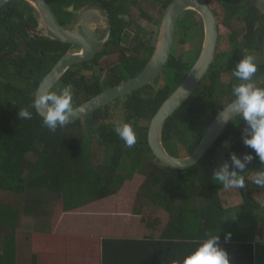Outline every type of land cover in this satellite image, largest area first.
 Segmentation results:
<instances>
[{
	"label": "trees",
	"instance_id": "16d2710c",
	"mask_svg": "<svg viewBox=\"0 0 264 264\" xmlns=\"http://www.w3.org/2000/svg\"><path fill=\"white\" fill-rule=\"evenodd\" d=\"M46 1L60 19L69 16L63 9L74 2L99 5L110 13L115 23L113 36L124 31L119 14H130L128 0ZM154 1L155 10L161 16L174 0ZM203 1L217 16L220 40L222 30L228 32V49L221 50L219 42L208 74L164 126L163 144L177 157L192 155L210 123L236 100L232 89L245 82L233 73L243 57H258L264 53V12L259 0H216L223 10L220 13L210 1ZM33 11L24 0H13L0 8V51L5 52L0 59V226H21L24 218L35 217L43 222L50 219L51 226L63 221L86 224L96 218L110 223L122 215L123 224H115V221L111 225L99 224L119 227L133 224V218L150 224L148 221L161 213L169 216L171 225H202L211 221L215 225L235 224L256 229L264 222V208L259 201L264 198V186L254 183L256 173L264 171V162L244 143L246 138H251V129L246 130L249 124L242 114L230 122L197 164L185 170L161 164L149 145L152 119L184 81L200 55L201 49L179 51L180 46L196 38L203 42L204 25L198 14L188 11L180 18L169 62L152 84L52 132L43 126V117L31 104L41 81L66 54L68 46L45 37H28L26 26L36 23ZM142 17L152 21L156 30L150 40L139 35L134 53L124 58L126 70L133 77L152 56L161 25V21L146 12ZM233 21L242 23L243 30ZM71 72L63 77L52 94H59L64 86L71 85L73 109L105 89L99 79L78 73L76 75L81 77L76 78ZM225 74L232 79L224 82ZM254 77L261 80L264 87V64L257 66ZM160 80L164 81L162 86L157 84ZM24 108L31 112V119L19 117L20 109ZM118 108L123 112L122 118L114 125L110 122ZM128 122L132 123L136 134L132 147L115 132L117 126ZM85 131L89 137L85 136ZM233 155L245 164L243 170L235 167ZM248 155L252 156L250 162L245 160ZM225 165L229 172L235 171L244 177V187L238 188L241 204L235 209L224 207V187L214 175ZM130 200L129 206L125 203L121 207L114 206ZM99 213L103 215L97 216ZM64 214L69 216L68 220L63 218Z\"/></svg>",
	"mask_w": 264,
	"mask_h": 264
},
{
	"label": "crops",
	"instance_id": "0c3cea01",
	"mask_svg": "<svg viewBox=\"0 0 264 264\" xmlns=\"http://www.w3.org/2000/svg\"><path fill=\"white\" fill-rule=\"evenodd\" d=\"M222 201L225 208L235 209L241 204L239 189L224 188ZM161 215L150 224L119 227L72 221L51 226L50 219L44 223L39 217L30 224L22 220L21 226H0V264H183L209 233L219 235L232 264H264L263 224L256 229L211 221L171 225L169 216ZM226 233H231L228 242Z\"/></svg>",
	"mask_w": 264,
	"mask_h": 264
},
{
	"label": "water",
	"instance_id": "95a60500",
	"mask_svg": "<svg viewBox=\"0 0 264 264\" xmlns=\"http://www.w3.org/2000/svg\"><path fill=\"white\" fill-rule=\"evenodd\" d=\"M11 1L13 0H0V8ZM24 1L30 3L41 17L40 28L31 30L32 32L53 41L77 44L82 48V52L79 54L73 51L66 53L43 78L36 92V99H38L41 95H51L73 65L94 58L99 49L109 40L111 24L108 15L103 17L99 11L89 14L93 15L92 20L103 23V25H100L103 27L106 24L109 29L107 39L100 41L95 30L89 27L90 20L87 19L89 15L86 16L79 12L83 22L76 28V32L71 33L60 24L56 13L46 0ZM188 11L198 14L203 21L204 36L201 52L184 81L172 92L152 119L148 139L153 154L164 166L185 170L197 164L218 141L230 122L242 114L233 108L236 100L226 106L210 123L197 150L190 156H173L163 144V130L166 122L202 83L218 53L220 42L218 19L211 7L203 0H174L163 15L158 40L146 68L131 81L105 90L73 109V113L69 116L66 124L75 123L117 99L126 97L152 84L162 74L169 62L175 44L178 22L182 15ZM3 56L5 54L1 53L0 59ZM37 112L41 117L45 115L44 108H37Z\"/></svg>",
	"mask_w": 264,
	"mask_h": 264
},
{
	"label": "clouds",
	"instance_id": "9594fccd",
	"mask_svg": "<svg viewBox=\"0 0 264 264\" xmlns=\"http://www.w3.org/2000/svg\"><path fill=\"white\" fill-rule=\"evenodd\" d=\"M256 72L255 57L253 55L243 57L233 75L245 83L235 85L232 89L233 95L236 97L233 108L242 113L251 129V138H246L244 143L253 148L260 160L264 162V87H258L253 81ZM72 96V86L66 85L59 94H45L38 99L34 98L31 107L45 109L43 126L55 132L58 127H63L66 124L69 116L73 113ZM49 101L51 104H48ZM19 117L31 119L32 114L27 108H24L20 109ZM115 132L128 147H132L136 143V134L131 122L120 124L115 128ZM245 160L250 162L252 156H246ZM232 161L237 169L245 168V164L241 163L235 155L232 156ZM214 175L225 189L244 187V177L235 171L229 172L227 165ZM254 183L264 186V171L256 173ZM207 236L209 238L204 239L194 251L185 257L183 264H232L229 253L219 244V235L209 233ZM224 239L225 242L230 241L231 233H226Z\"/></svg>",
	"mask_w": 264,
	"mask_h": 264
},
{
	"label": "flooded vegetation",
	"instance_id": "af4514ba",
	"mask_svg": "<svg viewBox=\"0 0 264 264\" xmlns=\"http://www.w3.org/2000/svg\"><path fill=\"white\" fill-rule=\"evenodd\" d=\"M128 2L130 5V14L122 12L118 16L119 19H121L124 23V31L119 36H113V29L115 28V23L114 21H112L110 13L107 12L106 9L101 8L99 5L89 4L83 1L78 3L74 2L63 9L65 13H68L69 15L67 18L60 19V17L56 14L60 24L65 29L69 30L71 33L76 32V28L83 22V18L79 15V12H82L84 15L87 16L92 12L99 11L103 17L107 15L109 16L111 24V33L107 43L99 49L93 59L87 62H83L84 65L82 66L75 64L69 69V71H72L71 73H73L76 78L81 77L76 75V73H78L82 74V76L99 79L100 82L104 83L105 89L103 91L124 84L137 77L146 68L147 64L149 63L152 57H150L144 68L140 71L139 74H137V76L133 77L132 73H129L126 70L127 64L123 63L125 60L124 58L129 57L131 53H134L135 48L138 46L137 38L139 37V35L144 36V39L146 38L147 40H150L154 32L153 28L149 30L147 28L142 27V25L139 23L140 21L138 20V18H136L135 13H132L131 1ZM138 5H140V1L138 2ZM142 12L143 11H141V14ZM33 16L35 18L36 23L33 26H26L27 36L30 38L38 39L42 36H39L38 34L31 31L39 29L41 26V17L35 8L33 11ZM92 16L89 15V17L87 18L88 20H90V29L92 28L93 30H95V33L100 41L107 39L109 31L107 25L105 24V27L100 26L103 25V23H99L98 21L92 20ZM25 18L28 19V16H26ZM151 22L152 21H149V23ZM66 44L68 46L66 53L73 51L79 54L82 52V48L79 45L72 43ZM1 53L3 54L5 52L0 51V54ZM161 81L162 80H160L157 84H159Z\"/></svg>",
	"mask_w": 264,
	"mask_h": 264
},
{
	"label": "rangeland",
	"instance_id": "374dc122",
	"mask_svg": "<svg viewBox=\"0 0 264 264\" xmlns=\"http://www.w3.org/2000/svg\"><path fill=\"white\" fill-rule=\"evenodd\" d=\"M128 1H131L132 13H135L136 18H138V20L140 21L139 23L142 25V27L147 28L149 30H151L152 28H153V30H156V28L154 29V24L149 23V21H147L146 19H144L142 17L143 12H146L147 14L152 16L153 18H155V19H157V20L162 22L163 15H164L165 12L163 13V15L160 16V14L155 10V8H156V4L154 3L155 1L154 0H128ZM139 1H140V5H138ZM208 1L211 2L212 6H214L215 8L218 9L219 13L223 12V10H221V8H220V6H219V4H218V2L216 0H208ZM259 7L264 12V0H259ZM141 11H143L142 14H141ZM233 22H234L235 25H237L239 30H243L244 25L242 23H239V21H233ZM228 38H229L228 37V32L226 31V29H223L222 30V38L220 40L221 43H222L220 49L223 50V51H226L228 49V47H227ZM180 48L181 49L179 51H181V53L182 52H190V51H198V50H200L202 48V39L201 38H196L195 40L191 41L190 43L180 46ZM255 63H256L257 66L261 65V64H264V53L261 56L255 57ZM231 79H232V77L230 75L225 74L223 81L227 82V81H229ZM253 81L256 83L257 86L261 87V83H262L261 80L256 79L253 76ZM163 84H164V81L162 80L158 85L162 86ZM60 90H59V92H60ZM122 113L123 112H122L121 108H118L117 111L113 112V115H112L110 123H112L114 125L117 124V123L119 124V121L122 118ZM246 130H250V126L249 125H247ZM85 136L89 137L88 136V132H86V131H85ZM30 157L32 159H34L33 156H30ZM124 192L129 193L128 190H125ZM126 198H127V196H126ZM259 201H260L261 205L264 208V198L263 199L261 198ZM123 203H125L124 204L125 206H127V205L129 206L131 204V200L128 203L127 202H117V204L115 203L114 206L117 207L119 205V207H121V205ZM120 212H121V209H120ZM102 215H103L102 213H99L97 216H102ZM104 215H109V216H111V218L116 217L113 214H108V213H105ZM119 217L120 218H116V220L114 218L110 223L106 219H103V220L100 221L99 218H96V220L92 221L91 223L89 222V223H86V224L78 222V221L77 222L80 225H82V224L83 225H87V224H94V225L110 224L111 225V224L114 223V221H115V224H123V216L121 215ZM24 220L28 221V224L33 223L32 219L24 218L23 221ZM132 220H134L133 224H136V225L137 224H142L139 219L133 218ZM67 223H68V221H63L62 222V224H67ZM262 224L264 225V222Z\"/></svg>",
	"mask_w": 264,
	"mask_h": 264
},
{
	"label": "bare ground",
	"instance_id": "6f19581e",
	"mask_svg": "<svg viewBox=\"0 0 264 264\" xmlns=\"http://www.w3.org/2000/svg\"><path fill=\"white\" fill-rule=\"evenodd\" d=\"M40 195V194H39ZM235 225V224H234Z\"/></svg>",
	"mask_w": 264,
	"mask_h": 264
}]
</instances>
